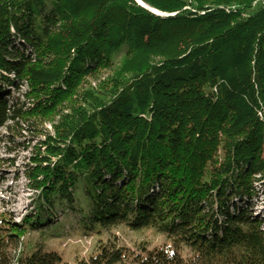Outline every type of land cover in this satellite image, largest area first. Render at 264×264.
<instances>
[{"label": "trees", "instance_id": "1", "mask_svg": "<svg viewBox=\"0 0 264 264\" xmlns=\"http://www.w3.org/2000/svg\"><path fill=\"white\" fill-rule=\"evenodd\" d=\"M23 133L0 264H264V0H0V145Z\"/></svg>", "mask_w": 264, "mask_h": 264}, {"label": "rangeland", "instance_id": "2", "mask_svg": "<svg viewBox=\"0 0 264 264\" xmlns=\"http://www.w3.org/2000/svg\"><path fill=\"white\" fill-rule=\"evenodd\" d=\"M5 133L4 130L1 132ZM24 134L17 143H23L13 152H7L4 144L0 145V159L3 160L0 174V209H6L13 213L14 221H19L30 207L32 192L27 187V180L24 176L26 166L30 163L32 147L35 142L31 134ZM256 207L254 214L264 221V196H258L253 200ZM264 229V223H263ZM59 242V240H57ZM53 242H50V244ZM92 238H85L80 234L66 241L65 256L86 259L91 252Z\"/></svg>", "mask_w": 264, "mask_h": 264}, {"label": "water", "instance_id": "3", "mask_svg": "<svg viewBox=\"0 0 264 264\" xmlns=\"http://www.w3.org/2000/svg\"><path fill=\"white\" fill-rule=\"evenodd\" d=\"M137 1H138V0H137ZM139 4H140L141 6H143L144 8L148 9L149 11H151L152 13H155V14H158V15H163V16H165V17L170 16V15L162 14V13L157 12V11H155V10H151V9L147 8L144 4H142L140 1H139Z\"/></svg>", "mask_w": 264, "mask_h": 264}]
</instances>
